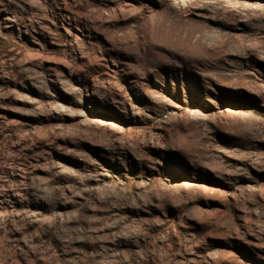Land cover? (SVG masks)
<instances>
[{
	"label": "rangeland",
	"instance_id": "1",
	"mask_svg": "<svg viewBox=\"0 0 264 264\" xmlns=\"http://www.w3.org/2000/svg\"><path fill=\"white\" fill-rule=\"evenodd\" d=\"M0 264H264V0H0Z\"/></svg>",
	"mask_w": 264,
	"mask_h": 264
}]
</instances>
